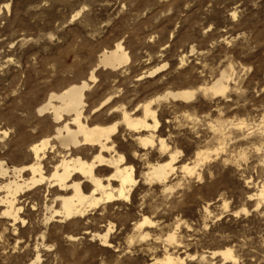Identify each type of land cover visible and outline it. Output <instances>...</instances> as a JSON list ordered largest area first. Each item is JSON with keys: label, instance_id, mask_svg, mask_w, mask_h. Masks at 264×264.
<instances>
[{"label": "rangeland", "instance_id": "obj_1", "mask_svg": "<svg viewBox=\"0 0 264 264\" xmlns=\"http://www.w3.org/2000/svg\"><path fill=\"white\" fill-rule=\"evenodd\" d=\"M118 42L129 61L99 64ZM222 71L226 92L203 95ZM81 80L93 103L107 89L141 100L199 89L187 104L158 105L155 147L119 136L137 179L128 200L46 220L45 207L58 205L41 188L19 200L24 223L0 214V264H165L167 255L182 264H264V204L251 197L264 184V0H0V162L27 163L25 140L52 125L37 106ZM199 151L208 159L197 162ZM169 155V180H146L147 167ZM183 164H197L195 172ZM144 217L153 224L137 228ZM108 229L103 246L96 235ZM226 248L236 262L211 255Z\"/></svg>", "mask_w": 264, "mask_h": 264}, {"label": "bare ground", "instance_id": "obj_2", "mask_svg": "<svg viewBox=\"0 0 264 264\" xmlns=\"http://www.w3.org/2000/svg\"><path fill=\"white\" fill-rule=\"evenodd\" d=\"M5 7L9 9V4ZM128 61V54L121 42H118L112 50L104 51L100 55L98 63L104 67L119 69ZM156 71L157 69L149 74H154ZM89 78L95 79L93 72ZM141 79L142 76L136 81ZM226 79L228 80L227 73L222 71L211 83L198 89L205 96L223 95L228 87L225 83ZM88 88L87 81L81 80L80 83L70 84L57 93L49 94L36 110L38 113H48L51 116L50 132L44 131L45 134L41 133L43 135L40 134L38 138L29 136V140H25L26 164L9 167L0 162V177L4 180L0 185V192L4 193L0 196V206L3 207L0 214L4 220H8L13 225L24 223L20 214L22 207L19 200L32 193L35 195L41 188H45L47 193L45 198L50 195L51 204L58 205V208L56 205V207L49 205L50 207L47 208L44 206L50 212L46 220L58 217L61 219L82 217L88 210L99 205L128 200L137 179L133 164H129L128 157L120 151L123 143L118 142L119 136H127L142 149L153 147L156 140L154 131L159 125L158 105L168 100L177 101V104L180 101L179 106L187 104L197 96L198 90H164L163 94L159 93L160 95H155L154 98L141 100L135 95L121 93L117 89H107L108 91L105 92L102 90L97 102L93 103L91 101L96 99H91L93 93H87ZM262 122L264 123V119ZM158 143L160 149L164 151V142L159 140ZM206 152H197L196 161L203 162L208 159L209 155ZM175 158L176 156L171 155L169 160L147 167L145 179L164 183L173 171L172 162ZM195 166L189 167L183 164L182 169L191 174ZM251 197L259 200L256 207L261 203L264 204V184L260 185ZM152 224L149 218L144 217L137 228ZM108 233L109 229L103 234L96 235L103 246H108ZM145 237L146 235L142 236L143 239ZM169 241H174L173 235L168 236L167 242ZM211 255L220 256L224 262L237 260L232 249L229 248L213 251ZM38 259L37 256L35 260ZM163 261L165 264L184 262L170 255H167Z\"/></svg>", "mask_w": 264, "mask_h": 264}]
</instances>
